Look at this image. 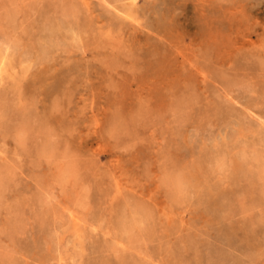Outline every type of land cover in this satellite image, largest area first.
Listing matches in <instances>:
<instances>
[{"label": "rangeland", "instance_id": "374dc122", "mask_svg": "<svg viewBox=\"0 0 264 264\" xmlns=\"http://www.w3.org/2000/svg\"><path fill=\"white\" fill-rule=\"evenodd\" d=\"M0 264H264V0H0Z\"/></svg>", "mask_w": 264, "mask_h": 264}]
</instances>
